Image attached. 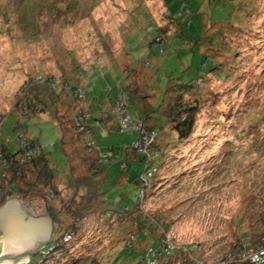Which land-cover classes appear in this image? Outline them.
Returning <instances> with one entry per match:
<instances>
[{"label": "rangeland", "instance_id": "1", "mask_svg": "<svg viewBox=\"0 0 264 264\" xmlns=\"http://www.w3.org/2000/svg\"><path fill=\"white\" fill-rule=\"evenodd\" d=\"M158 26L167 29L163 44L154 41ZM35 74L64 89L25 129H15L18 100L27 107L19 93ZM65 77L87 100L72 102ZM128 86L129 113H149L164 151L141 195L146 221L157 228L133 248L125 245L134 231L130 222L108 215L134 206L142 186L136 179L146 174L140 153L124 152L137 136L118 132L111 115ZM182 87L189 92L178 107L198 100L199 108L194 132L184 140L169 122ZM79 111L90 113V123L109 113L104 131L93 134L97 154L76 134ZM21 132L45 147L54 179L47 185L35 170L31 184L20 182L16 190L0 161V172H7L0 203L13 195L36 216L52 207L55 237L73 224L87 194L83 186L75 190L74 180L94 177L100 154H112L94 178L104 192L101 210L78 222L70 255L54 263L141 264L162 233L172 253L178 251L175 263L184 255L205 264L233 262L239 246L264 234V0H0V154L3 144L19 150ZM40 251L19 264H35Z\"/></svg>", "mask_w": 264, "mask_h": 264}, {"label": "trees", "instance_id": "2", "mask_svg": "<svg viewBox=\"0 0 264 264\" xmlns=\"http://www.w3.org/2000/svg\"><path fill=\"white\" fill-rule=\"evenodd\" d=\"M166 30H164L163 28L158 26L154 41L157 43L163 44V38L165 36ZM177 30H178L177 31L178 33L176 35L180 36L181 35V32H180L181 27L177 28ZM225 74H226V71H225ZM63 79L65 80V82L68 81V83H66V84L70 87L69 94L72 97V102H74L75 99L77 100V98H74L73 95L76 94L79 90H83V88H80L78 86V84L71 82L66 77ZM78 79H80V78H78ZM202 83H204L203 79L199 78L196 82V86L200 87L202 85ZM127 89H128V92H127ZM59 92L60 91L54 92L47 85L35 87L34 90L31 91L30 96L26 97L27 108L29 111V118H31L33 114L38 115L40 113L45 112V110L48 106V104H47L48 101L53 100L54 97H58ZM130 92H131V90H129V86L126 88H123L122 90H120L119 96L115 101V106L113 108V113L111 115H115L114 118H116V122H117V131L119 132L118 121H117L118 119H117V116L115 113V109H116L117 103L119 101H122L124 103L127 114L133 119V121H136V122L142 124L144 129L149 131V132H153V131L156 132L157 138H156V141H155L154 145L152 146L150 152H151V155L153 157L152 158V164L159 167L156 160H158L159 158L160 159L163 158L164 151L160 150V148L157 144V140H158V136H159V130L157 129L158 125L151 120V116L148 115L149 114L148 112H146L147 115L145 117L143 115H141L140 113H136V115H134V117H133L129 113L128 105L126 102L127 99H126L125 95L127 93H130ZM188 92H189V90L186 87H182V88L178 89V92H176V98H175L176 103L174 101V105L172 106V108L170 110V114H169V122L171 124V128L177 132L178 138L181 140L188 139L191 136V134L194 132L195 125H196V114H197L198 109H199L197 107V104H196L198 102V100H196L194 106L183 107V109L178 107V106H182V104H181V102L177 103V100H180L181 97H183V94H187ZM137 93L139 94V92H137ZM85 94H86V96H85V99H83V102L85 100H87L88 94L86 92H85ZM124 97L126 100H124ZM137 98H139L138 95H137ZM81 113H83V114H81V116L82 115L87 116V117H84V123H83L84 128H83V130L80 131L79 130L80 128L76 127L75 124H74V127H75V131H76L77 136H79L82 140L84 139L86 131H89L90 132L89 134H91L92 136L94 134L95 129L99 130V131L100 130L104 131V127L106 126V124H108V118L102 117L101 119H95L94 122L90 123V119L92 118L90 113L84 114L83 111H81ZM104 116L110 117L109 113L105 114ZM15 129H18V128L15 127ZM24 129H25V127H24ZM133 135L137 136L135 141L140 138V135H138V134H133ZM29 139H30L32 147L35 145H41L37 141H35L34 139H31L30 137H29ZM66 143H67V141L65 140L63 150H64V153L67 157V153H66V149H65ZM129 147L125 148V150H124L125 154L127 155L128 152H130V150H131V153L133 152V155H135L136 153L132 149H129ZM2 148H3L4 157H6L11 162L8 169H9V173H11L12 177H13V180L11 182L12 188H15L16 190L22 189V186L18 185L20 182H25L26 185H30L32 174L34 173L35 170L38 171L39 178L45 179V183L47 185H49L52 182V180L54 179V175H53L54 168L52 166H50V160H49L45 150L40 157L34 158L29 162L22 163L19 160V157L23 152V150L20 149V146H19V150L14 152V153L9 151L8 148L4 144L2 145ZM86 149L89 152V154H97L98 153L97 152L98 147L96 150H90L87 147H86ZM101 155L102 154H100V161L96 162L97 172H95L96 174L94 177H92V178H76L74 180L73 185H74L75 190L77 191L81 186H83V188H87V194L84 198H82V200H81L82 202L78 205V208L75 209V211H74L75 217H74V220L72 222L73 224L69 226V229H66L62 233V234H64L65 232H68V231L73 232L74 235L72 237L71 242H73V240L78 236V228H77L78 222H80L81 219H83L86 215H88L90 213H95L96 211H100L101 210L100 205L104 203V192L101 189V187L99 186L98 182L94 179L97 175H99L100 172L104 173V170L100 166V163H102V159H103V157ZM165 156H164V158H165ZM144 158L145 157L141 155V161H143L146 165ZM71 170H72V173L75 172L74 168H71ZM141 176L138 178V180L136 179V183H140L142 185L140 191H142L144 189V183L141 179ZM3 188L4 187H2V184H1L0 185V195L2 194ZM90 191H92V193H90ZM150 191H151V189H150ZM138 193H140V192H138ZM138 193H137V202L134 204V206L132 208L126 206L125 209H123V210H117L114 212L108 211V215L110 216L109 217L110 219H111V217L115 216L117 218H120L122 221L128 220L130 222L131 226L134 228V231L129 233L127 238L125 239L127 241L129 236H131V235L135 236L136 239L132 243V245H127V243H125L126 247H130V248L136 247L135 242L138 241L142 235H144L145 237L150 235L151 228L156 227V226H154L152 221L150 223H148L146 221L149 218H148V216L144 215L143 209L141 208L144 200L140 199ZM102 217H103V215H102ZM62 234H60V235H62ZM165 241H166V234L162 233V234H160L159 239L157 241H155L154 244H152V246L150 247L151 249L156 250L158 253L161 254V256H160L161 264H191L194 261H196L195 258L190 260L189 257L187 258L184 255L181 258L180 262L175 263V260L173 261L172 258L174 255L178 254V251H176L174 254L171 253L168 256L165 255L164 254V248H166V246H167ZM245 246H246V248H245ZM245 246L242 245V246L238 247V251H239L240 255L242 254L244 249H247L248 252L249 251H256L258 249H263L264 248V234H262V236H260L255 242H250V243L246 244ZM65 247H66V252H65L63 259L66 258V256L70 255L68 244ZM193 251H195V250H193ZM240 255L238 256V258L234 259L233 262L232 261L225 262L226 259L224 258L223 264H246V261L245 260L243 261L242 258H240ZM63 259L60 262H62ZM145 259H146V257H144L142 259L141 264H143ZM196 259H200V258L197 257ZM75 261L76 260H74V259L71 260V262H73V264L76 263ZM60 262H58L57 264H59ZM69 262L70 261L67 260L66 262H63L62 264H68Z\"/></svg>", "mask_w": 264, "mask_h": 264}, {"label": "built area", "instance_id": "3", "mask_svg": "<svg viewBox=\"0 0 264 264\" xmlns=\"http://www.w3.org/2000/svg\"><path fill=\"white\" fill-rule=\"evenodd\" d=\"M47 85L50 87L54 92L60 91L61 88L64 89V86L57 82L54 79H48L45 78L43 75L35 74L29 76L27 81L24 83L21 92L19 93L20 96H30L31 91L34 90L37 86H43ZM68 88L67 90L70 91V87L65 84ZM61 87V88H60ZM72 94V93H71ZM74 98L78 99H85V91L79 90L76 94L73 95ZM27 105V102H26ZM18 108L19 111L17 113V122L15 124V127L17 128H24L25 121L29 119V111L28 108L23 106V102L21 100H18ZM115 113L117 116L118 121V130L121 133H126L128 135L138 134L140 135V138L136 141H134L130 148L134 151H136L138 154L144 156L145 162H146V170L145 175L141 176V179L144 183V189L151 187L150 181L153 177L157 174L158 167L152 164V155H151V148L154 145L157 134L156 132H149L144 129L143 125L133 121V119L127 114V111L125 109L124 103L122 101H119L116 105ZM81 111L78 112V114L75 117V125L76 127L80 128L79 130H83V123H84V116H81ZM105 115V114H104ZM103 115V116H104ZM106 117V116H104ZM100 132H103L100 130ZM89 131L85 132L84 140L86 147L90 150H96L97 144L95 139L91 134H89ZM19 139H20V149L23 150L22 154L19 157V160L22 163H26L31 161L34 158H38L42 155V153L45 150V147L43 145H35L31 146V142L29 137L25 132L19 133ZM112 154H105L101 155L103 158H109ZM0 161L2 162V167L4 169H8L10 166V160H8L6 157H4L3 154H0ZM5 177H7V172H0V180H5ZM144 189L140 191L139 197L143 196ZM142 195V196H141ZM74 233L73 232H65L64 234L57 236L52 244H50V247H44L41 249L39 256L36 259L35 264H57L55 260L59 261L61 257H64L66 252V245L71 242L72 237ZM135 236L131 235L129 236L128 240L126 241L127 245H132V243L135 241ZM166 248L164 250L165 255H170L174 249L170 246L169 243L166 242ZM246 248V246H245ZM147 253L146 259L144 260L143 264H161L160 262V256L161 254L158 253L156 250L150 249ZM248 250L244 249L242 254L240 255L242 260L246 261V264H264V248L258 249L256 251H252V253H247ZM48 261V262H47ZM53 261V262H52ZM30 263V259L28 261ZM191 264H205L203 261L196 260ZM216 264H223V262L216 263Z\"/></svg>", "mask_w": 264, "mask_h": 264}, {"label": "water", "instance_id": "4", "mask_svg": "<svg viewBox=\"0 0 264 264\" xmlns=\"http://www.w3.org/2000/svg\"><path fill=\"white\" fill-rule=\"evenodd\" d=\"M13 195H6L0 203V240L3 254L0 264H19L28 262V257L38 253L55 240L53 223L56 213L52 207L45 214L36 216Z\"/></svg>", "mask_w": 264, "mask_h": 264}, {"label": "crops", "instance_id": "5", "mask_svg": "<svg viewBox=\"0 0 264 264\" xmlns=\"http://www.w3.org/2000/svg\"><path fill=\"white\" fill-rule=\"evenodd\" d=\"M56 238V237H55Z\"/></svg>", "mask_w": 264, "mask_h": 264}]
</instances>
